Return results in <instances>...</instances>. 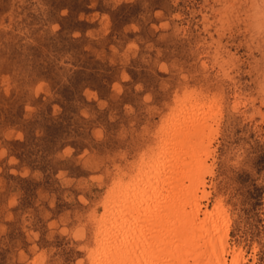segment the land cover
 Returning <instances> with one entry per match:
<instances>
[{"label":"rangeland","instance_id":"1","mask_svg":"<svg viewBox=\"0 0 264 264\" xmlns=\"http://www.w3.org/2000/svg\"><path fill=\"white\" fill-rule=\"evenodd\" d=\"M198 104L203 203L264 264V0H0V264H94L116 185Z\"/></svg>","mask_w":264,"mask_h":264},{"label":"bare ground","instance_id":"2","mask_svg":"<svg viewBox=\"0 0 264 264\" xmlns=\"http://www.w3.org/2000/svg\"><path fill=\"white\" fill-rule=\"evenodd\" d=\"M220 116L202 104L178 111L157 160L145 158L127 183L116 185L94 264H246L231 249V222L221 204L203 203L210 200L206 178Z\"/></svg>","mask_w":264,"mask_h":264}]
</instances>
